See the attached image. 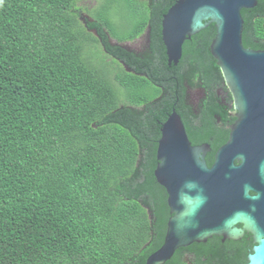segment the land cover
<instances>
[{"label":"trees","instance_id":"obj_1","mask_svg":"<svg viewBox=\"0 0 264 264\" xmlns=\"http://www.w3.org/2000/svg\"><path fill=\"white\" fill-rule=\"evenodd\" d=\"M81 1L0 0V264H145L170 220L154 171L159 129L174 106L150 103L160 95L156 79L176 76L177 87L190 80L212 95L222 79L214 29L197 46L186 41L170 66L162 21L178 0H114L98 20L82 17ZM121 5L127 19L112 8ZM146 30L145 53L124 46ZM90 39L123 67L93 63ZM143 104L149 113L139 112ZM176 112L194 146L216 137L211 167L229 131ZM252 246L219 239L201 256L246 264Z\"/></svg>","mask_w":264,"mask_h":264},{"label":"water","instance_id":"obj_2","mask_svg":"<svg viewBox=\"0 0 264 264\" xmlns=\"http://www.w3.org/2000/svg\"><path fill=\"white\" fill-rule=\"evenodd\" d=\"M250 6V0H178L163 17L171 66L179 64L186 41L215 25L210 48L237 121L211 167V147L193 145L176 110L163 125L154 177L167 193L172 217L145 264H164L181 246L214 236L240 240L245 234L254 243L247 264H264V50L243 43L241 11Z\"/></svg>","mask_w":264,"mask_h":264},{"label":"flooded vegetation","instance_id":"obj_3","mask_svg":"<svg viewBox=\"0 0 264 264\" xmlns=\"http://www.w3.org/2000/svg\"><path fill=\"white\" fill-rule=\"evenodd\" d=\"M250 1L252 3V6L248 8H244L241 11L242 18L244 21L243 24L244 28L242 34L243 43L245 46L246 44H248V46L246 47L250 49L264 50V0H250ZM82 17L85 18V16L83 15ZM213 29L217 33V29L214 24H211L207 29H205L201 33L213 31ZM201 33L192 37V39L189 40V42L191 41L192 45L197 46L195 43L196 41L199 40L198 36ZM148 35L149 32L148 30H146L144 34L146 46L143 51L139 52L134 49H130L128 47L127 49L131 52H134L135 54L145 53L147 50H149V47L151 46ZM215 36L212 38L211 43L214 40ZM137 40L138 38H136L134 41ZM133 48L136 49L137 47H133ZM156 80L158 81V83L156 84L158 85L157 88L160 91V95L155 99H153L150 103L151 104L157 103L163 107L168 106L169 104L174 106V109L171 111V113L167 111L165 117L168 118V116H170L173 113V111L176 110V107H179L180 110L184 113H193V117L195 118L198 126L200 125L199 123L200 118L208 119V121L214 123L215 127H217L219 131L226 130L229 131L230 134L232 125L235 124L237 121V118L234 116L237 113V111L235 109L233 96L225 82L223 74H222V79L219 78V81L215 83L213 87V91H214L213 95H212V90L207 91L205 86L200 85L197 87H193L190 84V80H186L184 83H182L180 86L177 87L176 76H167L166 78L162 77ZM181 88H184V91H181ZM195 90L199 91V98L196 100V102L193 99ZM149 106L150 105L143 104L138 106L137 109L139 110V112L149 113L151 110L149 109ZM153 108H157V107H153ZM168 119H166V121L163 122L162 124L164 125ZM209 124L210 123H207V125ZM163 125L160 126L159 129L160 132H162L161 130ZM209 140H210L209 142H202L197 146L209 145L211 147V152L209 154H211L213 152L214 145L217 143V139L215 136H213L210 137ZM169 211H170V216H168V219L172 217L171 210ZM245 238H247V240L250 241L254 246L253 238L251 237L250 234H245V236L240 240H231V239L224 240L223 237L214 236L206 242H195L188 246H181L180 248L175 250L173 256L168 261H166L167 263L165 262L164 264H207L208 263L207 255L204 254L201 256V254H203V252H206L209 249L215 248L217 246L219 239L222 240L223 245L226 247L230 245L232 241L238 242V246L240 247V245L243 243ZM201 259L202 262L200 263Z\"/></svg>","mask_w":264,"mask_h":264},{"label":"rangeland","instance_id":"obj_4","mask_svg":"<svg viewBox=\"0 0 264 264\" xmlns=\"http://www.w3.org/2000/svg\"><path fill=\"white\" fill-rule=\"evenodd\" d=\"M113 1L114 0H86V1L84 0V1L77 3L76 7H78V8L80 7V9H82V13L84 14V16L89 17L92 20H98V16L100 15V13L102 11H104L105 7L107 5H110ZM114 7L115 6H113L112 8L115 9V11L121 12L123 18L127 19L129 9L126 5H121L120 7H115V8ZM114 17L115 16L112 17V22L116 24L117 21L114 19ZM129 17H130V15H129ZM129 20H128V22H129ZM124 23H126V21H124ZM119 27L121 28L120 32L123 35L126 31L125 25L121 24V25H119ZM144 34H145V32H144ZM144 34L141 37H139L137 41L126 42V44H124V46H126V48L128 47L130 49H134V50L139 51V52L143 51L145 49V46H146ZM114 40L115 41L112 40V43L117 44L118 41H116V39H114ZM133 47H137V48L135 49ZM84 50L86 52V55H88L90 57V60L93 63L103 65L107 68L108 67L116 68L119 66L123 67V64L119 60H115V59L111 58L110 56H108L105 53V51L103 50L101 44L97 43L96 41H93L90 39L87 43H85ZM93 55H95V56L97 55L98 57L95 58V57H93ZM198 98H199V91L195 90L194 95H193V99L196 102V100Z\"/></svg>","mask_w":264,"mask_h":264},{"label":"clouds","instance_id":"obj_5","mask_svg":"<svg viewBox=\"0 0 264 264\" xmlns=\"http://www.w3.org/2000/svg\"><path fill=\"white\" fill-rule=\"evenodd\" d=\"M93 33H95V32H93ZM181 61V60H180ZM180 63V62H179ZM177 66V65H176Z\"/></svg>","mask_w":264,"mask_h":264}]
</instances>
